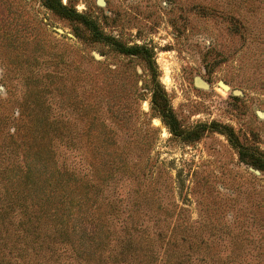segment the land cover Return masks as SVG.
Listing matches in <instances>:
<instances>
[{"label": "rangeland", "instance_id": "rangeland-1", "mask_svg": "<svg viewBox=\"0 0 264 264\" xmlns=\"http://www.w3.org/2000/svg\"><path fill=\"white\" fill-rule=\"evenodd\" d=\"M58 1L0 0V264H264V0Z\"/></svg>", "mask_w": 264, "mask_h": 264}, {"label": "trees", "instance_id": "trees-1", "mask_svg": "<svg viewBox=\"0 0 264 264\" xmlns=\"http://www.w3.org/2000/svg\"><path fill=\"white\" fill-rule=\"evenodd\" d=\"M46 5L49 8L54 9V10L64 14L67 17H73L74 16V13L69 12L66 9V7L63 6L60 3V1H58V0H46ZM83 18H84L85 23L92 28V22L89 19H87L86 17H83ZM128 52L133 53L132 51H128ZM163 113L164 114L162 115V119L167 124V126L170 128V130L173 131V133H175V134H181L183 137H187L185 132L180 131V133H178L179 131L177 129L178 128L177 122L174 118L172 111L168 110V111H164Z\"/></svg>", "mask_w": 264, "mask_h": 264}, {"label": "water", "instance_id": "water-1", "mask_svg": "<svg viewBox=\"0 0 264 264\" xmlns=\"http://www.w3.org/2000/svg\"><path fill=\"white\" fill-rule=\"evenodd\" d=\"M200 82H201V81H200ZM201 83H202V82H201ZM219 84H220V86L223 87L224 89H230V86H229L228 84L224 83L223 81H220ZM202 85H204V84L202 83Z\"/></svg>", "mask_w": 264, "mask_h": 264}]
</instances>
